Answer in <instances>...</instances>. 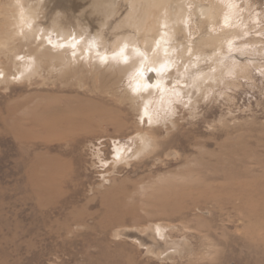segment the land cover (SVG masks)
I'll use <instances>...</instances> for the list:
<instances>
[{
    "label": "rangeland",
    "instance_id": "rangeland-1",
    "mask_svg": "<svg viewBox=\"0 0 264 264\" xmlns=\"http://www.w3.org/2000/svg\"><path fill=\"white\" fill-rule=\"evenodd\" d=\"M51 1L34 28L94 0ZM200 2L214 21H190L152 92L115 75L123 1L97 67L42 58L26 77L37 45L0 46V264H264V0Z\"/></svg>",
    "mask_w": 264,
    "mask_h": 264
},
{
    "label": "bare ground",
    "instance_id": "bare-ground-1",
    "mask_svg": "<svg viewBox=\"0 0 264 264\" xmlns=\"http://www.w3.org/2000/svg\"><path fill=\"white\" fill-rule=\"evenodd\" d=\"M105 1L94 0L90 7H86L91 9L89 15H87L88 13L84 14L85 7L81 6L82 9L77 13V16H74V13L78 11V3L63 1L59 5L65 7L62 8L63 10L71 9L72 19L59 10L50 18L53 22H50L48 28L45 29L42 24L37 28H34L33 24L41 20L40 10L46 3L52 4L51 0H32L33 4L27 9L23 8L21 0H11L7 5H3L5 37L0 40V46L4 48L7 43L16 41H19L20 46H22V42L37 45L29 56L18 58L22 59L18 61L21 63L19 65L21 74L26 77L29 74L37 73L38 62H42V58L43 60L44 58L55 59L54 63L61 62L66 65L81 60L84 66H87L91 61L92 65L97 67L110 61L105 50L109 43L105 42L104 30L112 19L119 17L123 1L128 10L115 29L127 27L129 33L112 44V48L116 49V52L111 57H116L118 62L115 75L138 71L136 81L132 85L133 91L147 93L158 88L159 80L156 78L160 79V77H155V73L158 71L161 73L162 69L171 63L174 56L185 55V47L180 46L179 50L176 48L180 39H189L190 21L194 17H198L200 26L214 21L212 7H205L200 0H112L104 6ZM97 7L100 12L104 13L108 21L104 22L99 31H91L92 24L88 22V16L96 17L99 23ZM47 14H42V18H46ZM70 19L75 24L74 29L68 27ZM83 21L87 23H81ZM39 31L44 35L39 34ZM49 32L56 33L55 43L47 38L50 36ZM65 37L66 41L61 42L60 40ZM212 42L213 40L208 37L204 44L209 45ZM148 98V94L142 96L143 105H147ZM146 149L147 143L141 139L140 153ZM115 153L118 156L121 153L120 148L115 147Z\"/></svg>",
    "mask_w": 264,
    "mask_h": 264
}]
</instances>
